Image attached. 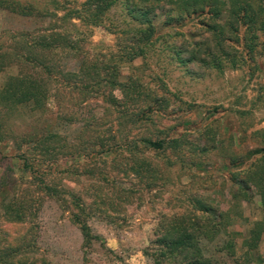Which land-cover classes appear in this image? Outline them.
Masks as SVG:
<instances>
[{"label": "rangeland", "instance_id": "rangeland-1", "mask_svg": "<svg viewBox=\"0 0 264 264\" xmlns=\"http://www.w3.org/2000/svg\"><path fill=\"white\" fill-rule=\"evenodd\" d=\"M13 1L31 4L30 0ZM84 1L42 0L38 6L42 15L33 10L28 16L0 7V50L8 51L21 36L30 43L53 34L69 35L82 48L78 56L59 50L67 45L63 39L48 42L57 48L52 57L59 69L76 72L83 61L96 62L98 78L105 80L109 76L100 69L107 65L108 71L119 72L113 76L120 82H138L148 95L123 101L124 107L115 109L101 96L107 89L75 107V91L50 89L44 110L24 107L10 114L11 135L0 143V199L8 204L25 192H31V197L23 203V222L9 220L0 203V239H23L33 253L25 258L28 264H157L162 223L206 207L214 220L228 211L227 230L236 250L234 255L225 250L228 236L223 230L216 237L210 233L201 244L212 264H264V233L255 249L243 246L253 223L262 217L260 199L253 192L248 193L249 200L231 198L237 184L228 180L229 174L242 166L229 167L225 162L228 137L243 152L259 144L253 134L264 129V29L258 33L253 60L217 74L199 61L189 62V55L180 49L193 48V42L214 46V33L203 25L208 17L180 26L165 24L175 7L160 0L152 3L155 8L149 15L155 37L159 36L153 55L119 62L121 47L127 44L126 36L119 33L128 24L122 23L120 9L110 12L99 26H83L54 9L60 5L79 10ZM255 1L264 9V0ZM19 70L15 63H0V87ZM113 94L121 98L118 91ZM149 96H160L162 102ZM145 106L162 109L152 114ZM133 112L137 113L134 119L144 121L133 124L127 116ZM85 123L114 148L150 135L177 138V142L155 154L141 146L139 155L125 148L102 154L93 141L86 144L85 137L77 147ZM40 126L64 137L67 148L49 157L32 150L31 144L20 146V137L32 135ZM81 146L90 152L78 156L75 148ZM22 158H29L26 163L33 169L25 167ZM41 182L60 195L45 193ZM69 192L79 197L83 214L72 205ZM79 214L89 228V241L74 222Z\"/></svg>", "mask_w": 264, "mask_h": 264}, {"label": "trees", "instance_id": "trees-1", "mask_svg": "<svg viewBox=\"0 0 264 264\" xmlns=\"http://www.w3.org/2000/svg\"><path fill=\"white\" fill-rule=\"evenodd\" d=\"M40 1L42 0H30L31 4L27 6L19 5L18 1L0 0V7L23 16L31 15L33 10H36L37 15H42L38 8L41 5ZM154 2L159 3L160 0H85L80 4L79 10L65 6L60 7L56 2L52 3L57 5L55 10L64 11V15L69 20L78 19L83 26H88V23L99 26L103 21L108 20L110 12L120 9L123 14L122 23H125V20L128 21V24H126L127 28L119 33L121 36H126L125 41H127V44L121 47L123 57L119 58V62H132L138 57L153 55L155 51V43L159 36L155 37L153 24L149 18L150 13H153L155 8L152 6ZM164 3L173 4L175 7V10L169 11L171 15L165 24L180 26L193 23L195 19L201 16H207L209 19V22H204L203 25L210 28L211 33H214L215 44L210 47L207 43L193 42L194 47L191 49L185 45L181 46V51L189 55V62L199 61L209 71L221 74L227 69L241 66V63L245 61L253 60L259 38L258 33L264 29V9L260 3L255 0H229L228 2L225 0H164ZM225 12L228 13L226 21ZM32 16L35 17L36 15L33 14ZM130 24L131 26H129ZM72 26L75 25L72 24ZM225 26L228 30L225 29ZM22 37L24 36L15 39L14 45L8 51L0 50L1 64L11 65L15 63V66L20 67L19 72L8 75L0 87V143L9 139L12 132L9 115L24 107H29L33 111L44 110L50 89L56 92L75 91L78 99L75 107H80L90 98L98 95L100 91H107V89V94L102 92L101 96L104 97L106 104L115 109L124 107L123 101L126 103V101L133 99H143L141 95H148V93L143 92L145 90L142 84L138 82H120L113 76V72H119L115 69L108 71L107 65H103L100 69L109 76L105 80L98 78L101 72L99 73L95 68L96 62L83 61L76 72L59 69L52 57L57 52V48H53L48 42L53 43L54 40L63 39L67 45L65 44L66 46L59 48V50L73 52L78 56L82 48L76 45V42H72L73 40L69 35L53 34L41 38L38 42L30 43H27ZM25 52L26 54H24ZM200 55H202L201 58H198ZM185 63L187 62H183V64ZM104 81L105 83H101ZM113 91H118L121 98L116 97ZM150 98L156 103L162 102L160 96H151ZM145 107L152 114L160 112L161 108L160 106L155 110L151 106L150 108ZM143 112L144 110L141 108L139 113ZM136 114L133 112L130 115L126 113L123 115L129 116L133 124L144 121L145 118L134 119ZM81 130L83 135L79 138L80 143H76L77 147L82 145V139L85 137L86 144L93 141L92 143L96 147L101 148L100 153L102 154H112L120 148H125L131 154L139 155L143 154L139 150L140 146L142 150L155 154L174 147L172 144L177 142V138L165 139L150 135L138 138L137 142L132 141L114 148L108 146L107 140L101 136L102 134L100 135L101 132L93 134V128H90L86 123ZM253 135L259 139V144L253 148H246L243 152L237 149L238 146L235 145L234 138L228 137V143H225L226 165L229 167L242 166L239 171H233L229 174L228 180L237 184L231 198L233 200H249L248 193L253 192L259 197L262 207L261 219L253 223L249 237L243 241V246L247 247L248 250L257 247L258 241L264 233V129L257 130ZM19 141L20 146L31 144L32 150L49 157H53L55 151H63L67 148L65 138L54 133L48 126H40L39 130L32 135L25 134V136L20 137ZM81 147L75 148L78 156L83 155L84 152H90H86V149ZM22 159L25 167L33 169L31 165L26 163L29 158ZM41 183L45 193L60 195V192L53 187L44 182ZM68 195L71 196L72 205L80 211V214H83L84 211L82 210L84 209L80 206L79 197L71 192ZM29 196L31 197V192H25L20 198L8 204L5 203L4 198L0 199L3 214L9 220L23 222L26 217V208L23 203L30 200ZM197 211L200 212L174 215L162 223L161 237L157 240L162 246L156 254L157 264H163V262L166 264H212L211 260L205 256L201 242L206 240L210 233L216 237L222 230L225 236H228L225 238V250L234 255L236 252L235 243L227 230L231 217L228 211L219 213L218 220H214L210 210L206 207L198 208ZM19 212H22L23 216ZM80 214L75 215L74 222L78 225L83 238L89 241L91 239L89 228L81 219ZM31 253L32 249L27 244L25 245L23 239H0V264H28L25 258L26 260L30 258Z\"/></svg>", "mask_w": 264, "mask_h": 264}]
</instances>
